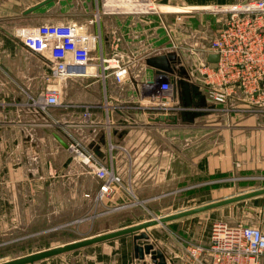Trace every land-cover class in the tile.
<instances>
[{
	"label": "crops",
	"instance_id": "0c3cea01",
	"mask_svg": "<svg viewBox=\"0 0 264 264\" xmlns=\"http://www.w3.org/2000/svg\"><path fill=\"white\" fill-rule=\"evenodd\" d=\"M22 1L0 0V20L24 19L23 26L76 24L82 33L101 37L91 52L94 63L101 56H116L128 72L120 82L113 75L61 81L59 126L54 127L48 123L52 117L26 106L29 97L50 85L47 56L28 49L0 25V246L31 242L75 223L82 224L81 233L109 225L95 236L264 189V107H244L250 97L239 90L230 100L237 105L229 103L225 112L215 109L221 106H214L201 67L210 63L204 49L217 36L223 18L194 11L248 0H160L163 10L157 13L121 10L122 0H110L112 10L97 19L100 0H55L27 15L33 5L19 13ZM6 3L17 4V11L14 5L6 10ZM182 9L188 11L178 22ZM190 26L197 30L191 33ZM177 44L181 49L172 48ZM172 52L180 63L168 76L176 83L170 105L178 108L174 114L179 119L167 124L154 121L163 112L146 99L160 76L149 61ZM87 109L89 124H84ZM55 134L68 144L75 139L101 163L112 162L122 185L97 201L100 180ZM108 138L115 145L111 157ZM213 184L223 194L207 200L216 192ZM199 199L201 204L196 203ZM161 210L171 211L154 217ZM216 221L264 232V194L152 226L144 231L148 240L135 241L139 231L43 261L62 264L75 257L77 264H156L150 254L141 258L137 243L161 250L166 264H194L188 245L208 246ZM202 260L209 263L210 257L203 255Z\"/></svg>",
	"mask_w": 264,
	"mask_h": 264
},
{
	"label": "built area",
	"instance_id": "2783aa9c",
	"mask_svg": "<svg viewBox=\"0 0 264 264\" xmlns=\"http://www.w3.org/2000/svg\"><path fill=\"white\" fill-rule=\"evenodd\" d=\"M135 3L129 5L133 10L158 12L149 2ZM212 11L222 15L223 21L217 36L204 52L206 55H217L218 60L203 64L201 72L211 87L209 94L214 106H221L215 109L225 112L226 106L229 103V106L232 105L231 98L239 90L250 97L251 103L244 107H264V92L260 91L264 86V0L219 5L213 7ZM13 36L28 49L46 55L51 64V73L47 78L49 87L37 97H29L26 103V106L46 118L52 108L61 104V81L79 77L105 79L113 75L120 82L128 72L116 56H101L94 63L91 52L100 45L101 37L82 33L76 24L25 25L17 27ZM157 85L152 88L147 103L163 114H174L178 108L170 105V102L175 95L176 83L160 75ZM89 118L87 109L84 124H89ZM108 140L111 157L115 145L110 138ZM69 147L78 154L88 171L100 180L97 201L110 197L122 185V179L116 174L112 162L108 165L97 161L75 139L71 138ZM187 251L194 264H261L264 232L255 226L216 221L211 228L209 245L190 243ZM203 255L210 257L209 263L203 262Z\"/></svg>",
	"mask_w": 264,
	"mask_h": 264
},
{
	"label": "water",
	"instance_id": "95a60500",
	"mask_svg": "<svg viewBox=\"0 0 264 264\" xmlns=\"http://www.w3.org/2000/svg\"><path fill=\"white\" fill-rule=\"evenodd\" d=\"M55 0H44L30 8H28L24 14L27 15L29 13H32L41 7L49 4L50 2H53ZM218 60V56L215 54L209 55V61L210 62H216ZM150 65L155 67L157 69V73L159 75L169 76L176 72L177 70V64H179V58L176 55V53H166L163 55L156 56L152 58L149 61ZM183 70V69H181ZM178 115L177 114H161L158 117L154 119V121H160L167 124H176L178 122ZM55 138L58 140V142L64 146L65 148H69V144L67 141H65L60 135L55 134ZM260 194H264V189L262 190H256L251 193L227 198L224 200L212 202L209 204H206L204 206L196 207L190 210L182 211L176 214L168 215L159 219H153L149 220L147 222L131 226L128 228H124L121 230H116L112 232L102 233L91 237H86L74 242H69L60 246H56L53 248L37 251L31 254H27L21 257H17L14 259H11L6 262H2L0 264H34L36 262H39L41 260H45L54 256L61 255L66 252L74 251L80 248H84L87 246H90L92 244L100 243L109 241L115 238H119L121 236L129 235V234H135L139 231H143L141 234H138L135 236V241L137 240H148L149 236L146 232H144L146 229L158 225L160 223L169 222L178 218H182L188 215L204 212L210 209L218 208L224 205H228L237 201H241L250 197H254ZM136 250L140 253L141 258H144V254H150L152 256V259L154 263L156 264H166V259L161 250L155 249L152 244H147L144 247L139 246L136 243Z\"/></svg>",
	"mask_w": 264,
	"mask_h": 264
},
{
	"label": "rangeland",
	"instance_id": "374dc122",
	"mask_svg": "<svg viewBox=\"0 0 264 264\" xmlns=\"http://www.w3.org/2000/svg\"><path fill=\"white\" fill-rule=\"evenodd\" d=\"M136 1H143V2H149L151 4H153V6H155L156 10L155 11H160L162 9V6H161V3H160V0H122V2H119V6H121V10H133L132 7H130L129 5L130 4H136L135 2ZM235 1H238V0H235ZM249 1V0H248ZM111 1L110 0H100L99 3H98V8L96 10V15L98 14V16L96 17L99 18V15L101 16L102 13L104 12V14H108L112 9L109 8L110 3ZM130 2V3H129ZM39 3V2H38ZM37 3V4H38ZM128 3V5L126 6L125 4ZM6 10H10V7H14V10L15 12L17 11L15 9V7L17 6V4H12V3H6ZM29 5H36V0H23L21 3H20V10L18 11L19 13H21V11H23V9H26ZM219 5H226V4H218V3H214V4H209V6H206L205 8H201V9H197V10H194L195 13L198 12V13H207V14H212L213 16L215 17H222V15H219L218 13L212 11V8L215 7V6H219ZM163 10V9H162ZM183 11L182 12H179L177 13L178 14V22H183L184 19H183V16L185 15L184 12L188 11V9H182ZM153 11V12H155ZM194 15V14H193ZM198 18V17H196ZM30 20H28L29 22ZM25 23V20L24 19H5V20H0V25H4L5 27H7L8 31L10 33H12V35L14 34V31L17 27H20V26H23L21 24H24ZM17 24V25H16ZM20 24V25H18ZM16 25V26H15ZM188 27V26H187ZM186 27V28H187ZM191 27V26H190ZM197 29H194V28H190L189 31L191 33H194ZM192 35V34H191ZM180 46H182V44L178 45L177 44V47H173L172 48H176V50H179L181 49ZM186 52L190 53V51H187ZM198 53H201L203 54L202 50L200 49ZM235 103H233L232 105H234ZM237 105V104H235ZM256 106H258L256 104ZM48 119H50L51 117V120H48V123L50 124H53L54 127H58L59 126V122H56L59 120V110L57 108H52L50 111H49V114H48ZM58 119V120H57ZM75 183V180L72 181V182H69V186H72L73 187V184ZM213 187V191H216V192H213V197L210 196V197H207L206 199H212V198H220L222 196V192H220V186L219 184H213L212 185ZM204 196V195H202ZM200 197V196H198ZM202 199H199L198 201H196L197 204H201ZM104 207H102L101 210H104L103 209ZM171 211V210H170ZM169 210H161L158 212V214H154V217H160V215H163V214H167L170 212ZM155 219H159V218H155ZM225 222V221H224ZM229 224V223H228ZM109 225H104L102 226L101 229L105 228V227H108ZM78 227L81 229L82 228V224H73L71 226H68V227H63L59 229V232L57 231L56 233H52L53 235H40V236H37L35 240L31 241V242H28V241H19V242H13V243H6L4 245H1L0 246V263L2 262H6V261H9L11 259H14V258H17V257H21V256H24V255H27L25 253H27L26 251H29V252H32L34 250H41V249H45V248H49V247H55L56 245L58 244H62L64 243L65 244V241L66 240H70V239H80L82 237H86V236H91L93 234H95V232L101 230L100 227L96 226L95 228H90V231L88 233H81L82 230H78ZM98 229V230H96ZM80 231V233H79ZM61 235V236H60ZM77 241V240H76ZM63 245V244H62ZM40 264H48L46 261H39ZM42 262V263H41ZM35 264V263H34ZM60 264V263H59ZM62 264H77V259L74 257V258H70L66 263H62Z\"/></svg>",
	"mask_w": 264,
	"mask_h": 264
}]
</instances>
